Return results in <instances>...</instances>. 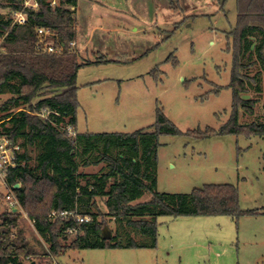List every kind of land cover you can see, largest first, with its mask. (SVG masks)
<instances>
[{
	"label": "rangeland",
	"instance_id": "obj_1",
	"mask_svg": "<svg viewBox=\"0 0 264 264\" xmlns=\"http://www.w3.org/2000/svg\"><path fill=\"white\" fill-rule=\"evenodd\" d=\"M75 10L73 49L85 64L77 78L76 132L150 130L162 111L180 134L159 139L157 191L190 194L205 185L231 184L240 209L260 213L238 223L228 216H162L154 249H81L52 257L23 210L19 229L36 253L26 264H264V136L220 134L237 109L240 125L264 124V65L252 56L255 65L246 71L251 80L243 98L255 102L252 115L235 106L230 87L227 34L237 26L236 0H78ZM9 97L0 95V105ZM208 130L209 138L188 134ZM38 154L29 150L31 169ZM8 196L0 171V215L9 209ZM151 199L147 192L134 204ZM107 226L115 235L117 223ZM128 236L121 241L150 240L135 231Z\"/></svg>",
	"mask_w": 264,
	"mask_h": 264
},
{
	"label": "trees",
	"instance_id": "obj_2",
	"mask_svg": "<svg viewBox=\"0 0 264 264\" xmlns=\"http://www.w3.org/2000/svg\"><path fill=\"white\" fill-rule=\"evenodd\" d=\"M67 3L76 8L78 0ZM236 3L237 26L227 34V51L233 56L230 87L235 106L252 115L255 102L243 96L251 80L246 71L255 65L252 56L264 65V0ZM0 9L8 11L6 16L0 14V44L5 49L0 52V95L10 96L0 105V138L10 142L9 148L19 146L24 151L13 150L16 166L4 174L18 207L16 212L8 209L0 215V264H26L36 255L19 229L23 210L49 245L52 257L81 249H154L157 220L162 216H228L238 223L243 216L260 213L241 210L238 189L231 184L205 185L190 194L157 191L159 139L180 134L162 111L150 130L69 137L67 127L76 130L77 126V78L85 65L69 47L76 41V10L53 9L40 0L38 10L28 12L27 22L19 25L12 20L14 12L21 9L18 0H0ZM38 28L54 34L55 45L64 47L63 54L36 52ZM212 133L188 132L202 139ZM240 133L264 136V124L240 125L237 109L220 134ZM30 149H39L35 169L28 165ZM93 166L103 169L86 172ZM147 192L152 194L149 202L134 204ZM100 202L107 212L100 209ZM53 211H77L91 220L68 234L78 227L76 221L53 222L49 218ZM108 221L116 222L117 229L115 235L111 230L110 240H103ZM131 231L140 232L149 242L121 241ZM70 237L73 239L68 242Z\"/></svg>",
	"mask_w": 264,
	"mask_h": 264
},
{
	"label": "built area",
	"instance_id": "obj_3",
	"mask_svg": "<svg viewBox=\"0 0 264 264\" xmlns=\"http://www.w3.org/2000/svg\"><path fill=\"white\" fill-rule=\"evenodd\" d=\"M46 5H48L50 8L57 9V8H63V9H69L71 11L75 10V7L70 6L67 2L68 0H42ZM20 3V10L17 12H14L13 14V24H25L28 19V12L38 10L40 7V0H18ZM37 36L38 41L36 44V52L44 55H61L64 52V47L56 46L54 43V34L47 29L44 28H38L37 29ZM76 46V42H70L69 47L70 50H74L73 48ZM0 52H5V49H3L0 45ZM46 114H50V112H47ZM46 115H42V118H45ZM67 135L69 137H76L77 132L72 127H67ZM10 142L7 139L0 138V171L2 172L3 176L5 174V171L8 168L15 167L16 163L14 162L15 156L13 154V150L19 151L20 147L15 146L14 148H9ZM7 199L10 201L9 210L16 212L18 207V202L15 200V198L10 195L7 197ZM50 220L55 222L58 220H68L73 218L78 227H72L68 234H74L76 233L80 226L82 224L88 223L91 218L86 216L82 217L80 216L77 211H62V212H56L53 211L50 216Z\"/></svg>",
	"mask_w": 264,
	"mask_h": 264
},
{
	"label": "water",
	"instance_id": "obj_4",
	"mask_svg": "<svg viewBox=\"0 0 264 264\" xmlns=\"http://www.w3.org/2000/svg\"><path fill=\"white\" fill-rule=\"evenodd\" d=\"M20 185H15V188L18 189ZM103 240H110L112 238L111 231L108 227H105L102 231ZM30 264H36L35 262H32Z\"/></svg>",
	"mask_w": 264,
	"mask_h": 264
}]
</instances>
